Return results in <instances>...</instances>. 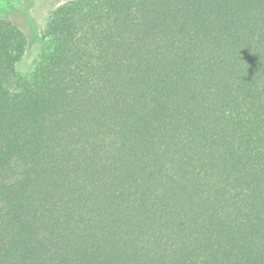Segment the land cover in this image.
<instances>
[{
	"label": "trees",
	"instance_id": "16d2710c",
	"mask_svg": "<svg viewBox=\"0 0 264 264\" xmlns=\"http://www.w3.org/2000/svg\"><path fill=\"white\" fill-rule=\"evenodd\" d=\"M45 40L22 76L0 18V264H264V0H68Z\"/></svg>",
	"mask_w": 264,
	"mask_h": 264
},
{
	"label": "rangeland",
	"instance_id": "374dc122",
	"mask_svg": "<svg viewBox=\"0 0 264 264\" xmlns=\"http://www.w3.org/2000/svg\"><path fill=\"white\" fill-rule=\"evenodd\" d=\"M68 0H18L0 8V18H8L27 36L28 45L17 64V73L29 76L45 50V30L56 7Z\"/></svg>",
	"mask_w": 264,
	"mask_h": 264
}]
</instances>
